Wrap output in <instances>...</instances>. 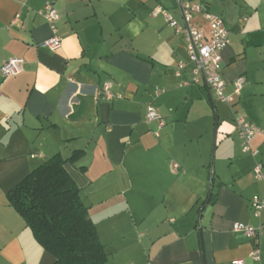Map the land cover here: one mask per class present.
<instances>
[{
  "label": "crops",
  "instance_id": "0c3cea01",
  "mask_svg": "<svg viewBox=\"0 0 264 264\" xmlns=\"http://www.w3.org/2000/svg\"><path fill=\"white\" fill-rule=\"evenodd\" d=\"M46 1L59 15L56 50L41 44L52 35L39 13ZM190 1L220 16L229 31L220 51L225 92L236 77L245 79L223 110L218 135L228 166L218 182L200 144L206 111L191 120L190 110L207 94L215 135L219 108L203 81L192 82L184 33L162 12L153 14L160 7L183 25L177 0H0V65L23 60L20 73H0V264L55 261L7 199L55 154L80 190L108 264L252 263L253 243L232 223L262 222L250 199L264 196V179L252 173L257 162L264 173V136L251 141L255 155L243 152L234 117L264 130V0ZM238 13H246L241 21ZM194 22L205 25L199 14ZM106 82L111 98L101 91ZM148 103L161 127L146 120ZM258 241L264 256V222Z\"/></svg>",
  "mask_w": 264,
  "mask_h": 264
},
{
  "label": "built area",
  "instance_id": "2783aa9c",
  "mask_svg": "<svg viewBox=\"0 0 264 264\" xmlns=\"http://www.w3.org/2000/svg\"><path fill=\"white\" fill-rule=\"evenodd\" d=\"M181 7L183 15V25H180L168 12L158 7L153 14L162 12L166 22L172 26L175 31L183 32L186 39V53L188 60L192 63V82L197 83L203 81L211 91L212 95L221 102L231 104L235 98L241 94L245 79L243 76H238L231 81L230 93L225 92L226 82L221 77L222 59L220 51L229 42V31L220 16L213 15L205 10L199 3H193L190 0H177ZM39 13L45 18L52 29V35L45 39L41 44L51 50H56L60 46L61 38L56 32L55 23L59 18L58 12L53 4L46 1ZM195 14H199L205 25H198L194 22ZM23 60L17 57H11L0 65V73L3 77L14 76L21 72ZM184 68V63L180 62L177 65L175 74L179 75ZM184 82L183 85H186ZM111 83L106 82L102 86V93L107 98L113 96L110 91ZM162 89H157L156 93L162 92ZM146 120L148 122L155 121L158 127L163 125V118L158 113V110L153 103H148L146 106ZM236 129L241 140V150L250 152L252 155L257 153L252 150L251 141L260 134L264 136V130L256 125L246 121L243 116L237 115L234 117ZM158 136V131L154 132ZM253 176L256 180H263L264 173L261 162H257L252 169ZM250 206L256 217L262 220L261 224L252 226L242 222H233L232 230L243 233L253 243L252 249L248 253L251 259V264H264V256L261 255L259 248L258 235L264 222V196L254 194L250 199ZM231 264H244L243 259H234Z\"/></svg>",
  "mask_w": 264,
  "mask_h": 264
},
{
  "label": "trees",
  "instance_id": "16d2710c",
  "mask_svg": "<svg viewBox=\"0 0 264 264\" xmlns=\"http://www.w3.org/2000/svg\"><path fill=\"white\" fill-rule=\"evenodd\" d=\"M80 152L75 150L70 158ZM64 162L55 154L40 163L8 191L7 199L41 247L54 256L52 264H108L95 224Z\"/></svg>",
  "mask_w": 264,
  "mask_h": 264
},
{
  "label": "rangeland",
  "instance_id": "374dc122",
  "mask_svg": "<svg viewBox=\"0 0 264 264\" xmlns=\"http://www.w3.org/2000/svg\"><path fill=\"white\" fill-rule=\"evenodd\" d=\"M246 13H238V15L236 16L235 14V20H239L241 21L243 19V15H245ZM227 24H229L227 22ZM160 87V86H159ZM205 91V90H204ZM206 93V91H205ZM205 96V100H196V103L193 105V107L190 110V118L192 119H200V113L203 111H206L205 115H201L202 119L204 117V121H206V133L203 135V137L201 138L200 144H202L204 146V148L206 149V153H208V162H211L212 164V169L215 172V182H218V174H222L225 167L228 166V161H226V159L221 158L220 157V151H221V145H219V131H220V125L222 124V119H223V114L225 111H228L229 109V105H227L226 103H222L216 99L213 98V100L215 101L216 105H217V109L219 108V118L217 116V128H216V132L214 135V122H215V117L213 115V111L208 103V95L204 94ZM200 105H202L204 108H200ZM224 110V112H223ZM231 112V111H230ZM213 144L215 145V149H214V153H213V157H212V147ZM208 191V189H207ZM206 191V192H207ZM153 219V217H150V214L146 220V222H150Z\"/></svg>",
  "mask_w": 264,
  "mask_h": 264
},
{
  "label": "water",
  "instance_id": "95a60500",
  "mask_svg": "<svg viewBox=\"0 0 264 264\" xmlns=\"http://www.w3.org/2000/svg\"><path fill=\"white\" fill-rule=\"evenodd\" d=\"M215 125H216V123H215ZM209 190H210V188H209ZM210 192V191H209Z\"/></svg>",
  "mask_w": 264,
  "mask_h": 264
}]
</instances>
